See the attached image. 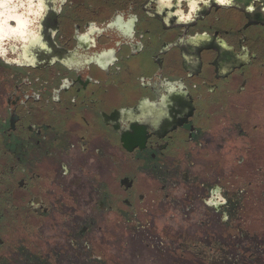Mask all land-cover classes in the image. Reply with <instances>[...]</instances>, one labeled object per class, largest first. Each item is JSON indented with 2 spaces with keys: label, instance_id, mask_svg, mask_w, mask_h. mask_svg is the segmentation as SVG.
<instances>
[{
  "label": "flooded vegetation",
  "instance_id": "obj_1",
  "mask_svg": "<svg viewBox=\"0 0 264 264\" xmlns=\"http://www.w3.org/2000/svg\"><path fill=\"white\" fill-rule=\"evenodd\" d=\"M0 264H264V0H0Z\"/></svg>",
  "mask_w": 264,
  "mask_h": 264
},
{
  "label": "clouds",
  "instance_id": "obj_2",
  "mask_svg": "<svg viewBox=\"0 0 264 264\" xmlns=\"http://www.w3.org/2000/svg\"><path fill=\"white\" fill-rule=\"evenodd\" d=\"M17 7L24 8L25 5H23V4L15 5L14 4V5L9 6L8 4H4V8H5V21H4V23L5 24H7V21L9 19H16L19 22V17L14 15ZM195 7L196 6L193 5V8H195Z\"/></svg>",
  "mask_w": 264,
  "mask_h": 264
},
{
  "label": "water",
  "instance_id": "obj_3",
  "mask_svg": "<svg viewBox=\"0 0 264 264\" xmlns=\"http://www.w3.org/2000/svg\"><path fill=\"white\" fill-rule=\"evenodd\" d=\"M254 14H249L248 15V18H249V22L248 23H251L250 21H251V17L253 16ZM254 17L255 18H259V17H261V15L260 14H256V15H254Z\"/></svg>",
  "mask_w": 264,
  "mask_h": 264
}]
</instances>
